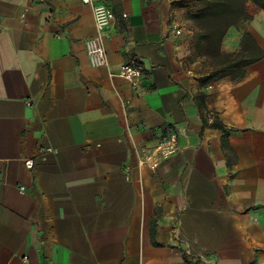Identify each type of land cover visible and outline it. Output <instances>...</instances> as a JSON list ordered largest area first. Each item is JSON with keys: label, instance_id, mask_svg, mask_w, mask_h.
I'll list each match as a JSON object with an SVG mask.
<instances>
[{"label": "crops", "instance_id": "1", "mask_svg": "<svg viewBox=\"0 0 264 264\" xmlns=\"http://www.w3.org/2000/svg\"><path fill=\"white\" fill-rule=\"evenodd\" d=\"M93 2L115 15L99 67L90 6L0 0V264H264V58L204 86L212 69L187 18L205 2ZM247 10L223 52L243 32L264 52V10ZM130 61L146 73L139 90L119 72ZM169 128L179 153L139 168Z\"/></svg>", "mask_w": 264, "mask_h": 264}, {"label": "trees", "instance_id": "2", "mask_svg": "<svg viewBox=\"0 0 264 264\" xmlns=\"http://www.w3.org/2000/svg\"><path fill=\"white\" fill-rule=\"evenodd\" d=\"M203 1L205 6L188 15L193 32L192 49L195 58L202 64L212 69L207 75L199 79L202 85H208L222 78H230L236 82L246 76V69L261 61L264 52L257 45L248 32H243L241 47L238 52L225 53L222 43L231 27L242 28V25L252 16L248 13L247 4L253 3L264 10V0H194ZM200 108L206 110L204 105L205 95H198ZM204 123H207L204 120ZM213 125L223 131L222 148L232 153L229 145V135L225 126L215 118ZM154 228H152V239Z\"/></svg>", "mask_w": 264, "mask_h": 264}, {"label": "built area", "instance_id": "3", "mask_svg": "<svg viewBox=\"0 0 264 264\" xmlns=\"http://www.w3.org/2000/svg\"><path fill=\"white\" fill-rule=\"evenodd\" d=\"M81 1L83 5L92 8L95 27L99 33L97 38L91 39L86 43V51L90 63L94 67L106 65L107 50L104 36L115 19L114 12L109 6L101 3L96 4L93 0ZM171 27L175 36L180 37L185 31L186 23L174 18L171 22ZM119 72L122 78L129 81L134 90H139L142 81L146 78L142 65L133 61L124 63ZM179 151L180 147L175 130L169 128L156 145L145 147L141 150L138 167L155 171L163 163L175 157ZM25 164L29 170L33 169L34 164L32 160L26 161Z\"/></svg>", "mask_w": 264, "mask_h": 264}]
</instances>
